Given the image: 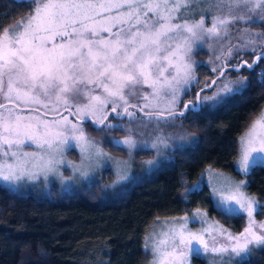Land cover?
<instances>
[{
	"label": "snow or ice",
	"instance_id": "snow-or-ice-1",
	"mask_svg": "<svg viewBox=\"0 0 264 264\" xmlns=\"http://www.w3.org/2000/svg\"><path fill=\"white\" fill-rule=\"evenodd\" d=\"M28 7L31 13L13 26L0 25L4 185L47 187L50 177L61 185L98 182L96 175L106 167L115 179L102 188L125 184L132 176L134 152H154L141 161L148 170L169 161L168 150L197 137L166 129L177 121L183 129V121L194 119L206 102L215 107L242 95L246 77L233 79L228 73L251 71L264 61V31L249 27L264 23V0H31ZM205 45L213 53L207 64L213 65L214 79L197 89L196 69L204 62L194 60L193 53ZM244 54L256 58L248 62ZM210 89L211 95L206 94ZM189 92L192 98L186 100ZM125 119L127 124L120 122ZM133 124L150 131L137 132ZM86 126L125 150L127 159L103 151ZM113 130L122 131L123 138L112 136ZM33 146L34 151L24 150ZM71 149L79 150L78 165L64 159ZM237 152L242 176L264 167V108L238 137ZM65 167L71 175H63ZM205 182L215 209L225 218L244 219L243 231L233 235L218 221L209 223L207 210L200 208L191 215L157 218L144 238L150 264H189L192 254L206 256L209 264H233L253 246H264V221L254 218L264 215V202L246 192L247 179L237 181L208 166L198 182L185 187L183 199L188 201ZM189 222L201 227L191 231Z\"/></svg>",
	"mask_w": 264,
	"mask_h": 264
},
{
	"label": "trees",
	"instance_id": "trees-1",
	"mask_svg": "<svg viewBox=\"0 0 264 264\" xmlns=\"http://www.w3.org/2000/svg\"><path fill=\"white\" fill-rule=\"evenodd\" d=\"M29 4L31 0H0V25L9 27L15 23L30 10ZM249 27L254 32L264 31V23ZM212 56L207 45L194 50L193 59L204 62L196 69L200 80L197 89L206 80L214 79L213 65L207 64ZM243 58L251 62L256 57L244 54ZM262 70L264 61L251 71L228 73L233 79L246 77L248 86L243 94L227 97L215 107L206 102L194 119L183 121V129L179 128V121L176 127L167 128L170 133L187 130L195 133L197 139L168 150L169 161L157 168L135 169L127 183L114 189L101 186L112 177L108 168L95 178L98 182L90 180L68 188L51 183L47 192L41 194L15 192L0 184V264H146L144 236L151 223L157 218L189 214L195 208L207 210L210 217L231 231H240L244 219L222 216L205 183L188 201L181 193L208 166L239 175L235 169L237 139L264 105ZM213 90L206 94L211 95ZM192 95L189 92L185 99ZM120 122L127 124L126 119ZM132 127L137 132L150 131L136 124ZM86 131L109 153L126 154L105 142L98 131L88 126ZM111 135L118 139L124 133L113 130ZM152 154L153 151L138 150L133 158L137 161ZM245 179L246 190L257 199H264V167H253ZM193 260L204 264L199 256L193 255ZM239 264H264V247Z\"/></svg>",
	"mask_w": 264,
	"mask_h": 264
},
{
	"label": "rangeland",
	"instance_id": "rangeland-1",
	"mask_svg": "<svg viewBox=\"0 0 264 264\" xmlns=\"http://www.w3.org/2000/svg\"><path fill=\"white\" fill-rule=\"evenodd\" d=\"M34 7V6H33ZM31 11H32V8H30V10L27 12V13H25L22 17H20V18H18L17 19V21H20L21 20V18H23V17H25V16H27V15H29L30 13H31ZM200 17L199 16H196L195 17V19H199ZM16 21V22H17ZM16 22L15 23H13L12 25H10L9 27H11V26H13L14 24H16ZM102 26H104V27H107L108 25H106V24H104V25H102ZM211 26V22H210V20H206V27H210ZM233 35H235V33H233ZM98 94V93H97ZM86 102V101H85ZM22 107H24V108H26L27 106L26 105H22ZM262 108H264V105L260 108V110L262 109ZM260 110L258 111V113L260 112ZM70 120H72L73 118L72 117H68ZM73 122H75L74 120H73ZM250 123V122H249ZM246 128V127H245ZM245 130V129H244ZM243 130V131H244ZM243 131L240 133V135L243 133ZM239 135V136H240ZM238 136V137H239ZM123 138V137H122ZM122 138H118V139H122ZM190 141H188V142H185L184 144H186V143H189ZM184 144H182V145H184ZM103 149V148H102ZM25 151H34L35 150V147L33 146V147H31V148H28V147H26L25 149H24ZM74 152H75V155H72V151H70V152H68V150H65V155H64V159L66 160V161H68L70 164H79V160H80V155H79V150L78 149H72ZM103 151H105V152H107L109 155H111V156H113V157H116V158H118V159H127V152H126V154L125 155H116V154H112V153H109L108 151H106V150H104L103 149ZM75 156V157H74ZM154 156V152H153V154H152V156H150V157H148V158H141V159H138L137 161H134V158H133V160H132V173H133V171L135 170V169H140V168H143L142 166H141V161H143V160H146V159H151L152 157ZM237 156H238V152H237ZM237 159V158H236ZM136 164H138V165H136ZM141 167H140V166ZM107 168V167H106ZM207 168V167H206ZM205 168V169H206ZM110 171H111V173H112V177H111V179H110V181H108L109 183H111L114 179H115V176H114V172L110 169V168H108ZM143 169H145V168H143ZM204 169V170H205ZM214 170H216L217 172H222L223 174H225V175H230L233 179H235V180H237V181H239V180H241V179H245V177L244 176H242L239 172V175H234V174H232L231 172H229V171H226V170H221V169H216V168H213ZM235 169L237 170V168H236V161H235ZM102 170V169H101ZM145 170H148V169H145ZM203 170V171H204ZM61 171L63 172V175H65V176H68V175H71V169L70 168H67V167H65V168H62L61 169ZM101 172V171H100ZM100 172L96 175V177H98L99 175H100ZM95 177V178H96ZM199 178H200V176L194 181V182H192L191 184H190V186H192L194 183H196V182H198L199 181ZM90 181V180H89ZM51 183H55V184H57L58 186H60V187H63V188H68V187H71V186H74V185H76V184H78V183H75V184H70V185H61L60 183H59V180H57V179H55V178H52V177H50V180H49V183H48V185H47V187H45V185L43 184V183H41V184H39V185H25V186H19V187H15V186H12V185H4L2 182H0V184H2V185H4V186H6L7 188H9V189H11V190H13V191H15V192H20V193H27V192H29V193H39V194H41V193H45V192H47V190H48V187H49V184H51ZM80 183V182H79ZM205 184L207 185V183L205 182ZM207 187H208V189H209V192H211V189H210V187L207 185ZM246 192L249 194V195H253V196H255L254 194H252V193H250V192H248L247 190H246ZM210 197H211V195H210ZM256 197V196H255ZM211 200H212V198H211ZM259 200V199H258ZM261 202H264V199H262V200H260ZM212 203H213V200H212ZM213 205H214V203H213ZM203 210V209H202ZM183 215H185V214H182V215H175V216H172V217H168V218H160V220L161 221H164V220H166V219H171V218H175V217H181V216H183ZM189 215H191V213H189ZM208 218H209V223H213V222H217V220L215 219V218H212V217H210L209 215H208ZM257 221H264V215H260V214H257L255 217H254ZM156 221V220H155ZM155 221H153L152 223H151V225L149 226V228L147 229V231H146V234H145V236L148 234V232L149 231H151V228H152V225L154 224V222ZM219 222V221H218ZM220 223V222H219ZM224 228H226V229H228L233 235H238V234H240L242 231H243V228L245 227V221H244V223H243V226H242V228L240 229V231H238V232H233V231H231L226 225H224V224H222V223H220ZM206 226V225H205ZM201 227V225L198 223V222H195V223H193V222H189V224H188V228L191 230V231H196L197 229H199ZM158 231H159V229H158ZM145 236H144V238H145ZM205 239L206 240H208V242H209V244H210V246H211V239L209 238V236H208V234H205ZM220 243H222V239L218 242V244H217V246H220ZM261 247H264V246H260V247H255V246H253L252 247V251L250 252V253H248L247 255H243L242 257H238V258H235V260L233 261V264H239L241 261H243V260H245V259H247V258H249V257H251L257 250H259V248H261ZM193 255H195V254H192L190 257H189V264H196V262L193 260ZM196 256H198V255H196ZM199 257H201L202 259H203V262H204V264H209V260H208V258L206 257V256H204V255H199ZM152 260V255H151V253L150 252H148V257H147V261H146V264H150V261Z\"/></svg>",
	"mask_w": 264,
	"mask_h": 264
}]
</instances>
